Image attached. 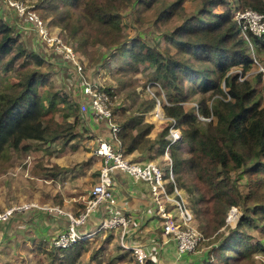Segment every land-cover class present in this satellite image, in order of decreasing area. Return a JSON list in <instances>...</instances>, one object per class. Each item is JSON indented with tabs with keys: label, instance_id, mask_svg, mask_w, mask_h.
Listing matches in <instances>:
<instances>
[{
	"label": "trees",
	"instance_id": "16d2710c",
	"mask_svg": "<svg viewBox=\"0 0 264 264\" xmlns=\"http://www.w3.org/2000/svg\"><path fill=\"white\" fill-rule=\"evenodd\" d=\"M48 1L50 8L62 14L58 26L70 28L81 54L88 55L92 49H101L112 59L117 54L125 61V67L121 66L120 70L129 68L135 72L139 66L151 67L154 80L159 82L158 92L172 94L163 105V116L176 120L182 142L189 147V158L183 160L179 151L171 149L174 184H168L167 190L172 191L176 186L190 195L193 191L200 195L206 222L200 226L202 230L199 229L204 237L228 228L226 218L232 208L243 211L235 228L223 236L218 249L210 248L207 258L213 259L214 254L222 263L230 261L232 258L227 254H237L242 246L259 248L244 244L251 237L241 228L253 227L257 221L262 223L260 229L264 232V194L259 192L262 179L258 177L259 173H264V164L260 161L264 158V110L253 100L252 83L229 74L237 64L247 70L252 60L249 43L240 35L230 9L225 6L226 0H201L198 12L184 18L179 15L183 0H145L146 7L154 6L166 47L140 38H125L121 15L125 0ZM238 3L240 10L251 9L264 14L263 0H238ZM216 6H223L224 10L216 13L213 9ZM177 18H182V22L169 28L171 20ZM13 35L12 26L0 19V160L6 157L8 149L28 151L31 148L28 141L46 145L58 139L73 140L77 138L73 130L79 122L77 109L73 113L66 111L65 106L70 105L66 96L50 88L41 92V88L51 85L41 71L46 61L34 51H27ZM248 35L253 47L264 49V34L261 37ZM106 60L105 56L103 68H106ZM12 73L17 80L9 83L3 76ZM100 87V91L112 98L110 88ZM145 110H140L136 116L122 111L119 119L113 113L125 155L150 150L157 144L162 153L168 143L165 137L169 125L165 121L157 124V133L152 137L156 126L145 121ZM56 115L63 120L58 123ZM199 115L204 119L202 123L198 122ZM69 144L60 145L65 148ZM242 168H247L250 182L246 194L239 191L231 176ZM190 174L193 176L188 187L185 178ZM250 215L256 216V220ZM83 244L80 240L57 250L65 254L59 264L72 258ZM146 264L152 262L147 260Z\"/></svg>",
	"mask_w": 264,
	"mask_h": 264
},
{
	"label": "rangeland",
	"instance_id": "374dc122",
	"mask_svg": "<svg viewBox=\"0 0 264 264\" xmlns=\"http://www.w3.org/2000/svg\"><path fill=\"white\" fill-rule=\"evenodd\" d=\"M14 1H16L15 3L18 4L20 10L25 7L27 10L33 11L34 16L40 19L42 23L38 25L36 31H34V25L28 21L27 16L21 17L15 8L7 5V2L14 3ZM45 1L0 0V19L12 26L14 30L13 36L16 38L17 43L24 46L27 51H34L39 54L46 61L41 71L47 75L51 85L41 88V92L50 88L54 93L66 96L70 101V105L65 106L66 111L73 113L77 109L79 121L83 122L85 116L89 115V113H86L82 116L78 109V105L81 103L80 91L83 82L110 88L113 92L111 101L115 118L119 119L122 111H125V115L132 114L136 116L140 110L146 109L145 121L155 124L156 132L158 126L152 116L156 100L161 102L164 100L167 103L172 94L164 91L158 92L159 82L154 80L153 68L147 66L148 68L144 69L143 65L139 66L135 72L129 68H126L128 70H120L121 66L125 67V61L120 57L118 58L117 54H114L112 59L108 53L101 49L89 50L88 55L84 56L78 51L77 43L72 38L70 28H60L58 26L59 18L62 14L56 8H50L48 0L47 2ZM131 1L132 3H128L125 0V5L121 8L122 28L125 38H140L146 43H156L166 47V44H163V36L158 28L161 24L156 20L154 6L146 7L144 4L148 0ZM201 4V0H183L179 15L184 18L195 14L200 9ZM225 6L230 9L233 19L236 11L241 9L238 0H226ZM213 9L214 12L220 13L224 10V7L216 6ZM182 18L171 20L169 28L178 26L182 22ZM240 35L246 40L247 44L249 43V58L252 62L247 70H244L241 64L233 66L229 74L238 75V80H247L252 83L251 88L255 91L253 100L258 103L259 109L264 110V49L259 50L253 47L248 33L244 36L240 31ZM68 47L74 49L78 59L77 66L82 67L81 71L77 69L75 62L66 59V48ZM112 52L110 51L109 53L112 54ZM105 56L107 59L106 68H103L102 64ZM3 77H7L9 83H14L17 80L14 73ZM221 85L222 89H225L223 82ZM209 94L210 92L207 97ZM75 95L77 96L76 98ZM186 106L188 109L191 108V105ZM197 118L198 122H203L202 116L199 115ZM55 119L58 121L63 120L60 115H56ZM29 144L31 148L28 151L8 149L5 152L6 157L0 160V213L9 208L26 204L28 201L41 205V202L46 203V199L52 197L50 192H45L44 194L41 192L45 185L49 186L43 180L47 179L45 174L48 171L45 168L46 163H44L47 155L43 156V153L49 149L54 150L61 143H52L49 147L47 144ZM81 144L83 151L86 153H91L98 145V143H74L69 146V151H73ZM55 153L52 152L54 156H56ZM86 153L80 152V155H84L82 157L76 156L75 164L72 165L73 169L68 174L69 179L59 178L54 183L56 188H59L61 184L67 183L69 189H74V192H79L80 190L86 195L87 192H90L96 182L100 165L98 166L97 164L98 159L89 163L87 157L90 154ZM260 161L264 164V158H261ZM191 175L187 177L188 187L191 186L193 176ZM231 176L236 181L239 191L242 194L248 193L250 182L247 168L232 172ZM258 177L262 179L259 192L264 194V173H259ZM167 192L169 195H175L173 190H167ZM149 199L150 208H153L150 194ZM200 200V195L193 191L190 202H187V206L194 215L193 227H196L199 231L200 229L202 230L200 226L205 225L206 222L205 216L202 214ZM35 203L33 204L36 205ZM40 207L38 206L35 209L38 212L35 210L33 212L31 210L14 212L10 218L0 222V233L2 234V241L0 240V264H59V260L64 258L65 254L62 251L53 249L51 244L54 238L66 230L68 218L60 214L61 208L56 210L58 209L57 206L44 205ZM234 209L236 211L231 213L232 208L226 218L228 228H222L217 235H205V240L192 253H196L198 264H264V232L260 229L262 223L257 221L253 227L244 226L241 231L251 237L248 242L244 243L245 245L249 247L258 245L259 248H245V246H242L237 254H227L228 257L232 258L230 261H222V263L216 259L214 254L213 259L207 258V252L210 248L218 249L222 244L223 236H226L230 230L235 228L239 217L243 215L242 209L237 207ZM57 217L67 218V224L63 231L61 227L64 225H61L60 221L58 222ZM250 217L256 220V216L250 215ZM119 234V230L100 231L95 236L81 240L84 243L82 248L72 258L65 259L63 264H135L133 254L120 246Z\"/></svg>",
	"mask_w": 264,
	"mask_h": 264
},
{
	"label": "built area",
	"instance_id": "2783aa9c",
	"mask_svg": "<svg viewBox=\"0 0 264 264\" xmlns=\"http://www.w3.org/2000/svg\"><path fill=\"white\" fill-rule=\"evenodd\" d=\"M15 2H7V5L15 8L21 17L27 16L28 21L33 23L34 31H36L38 25L42 23L40 19L34 16L33 11L27 10L23 5H21L23 9L20 10ZM234 19L244 36L246 33L258 37L264 34V14L251 9H239L236 11ZM66 59L75 62L77 69L82 70V67L77 66L78 59L73 48H66ZM100 88L99 85H91L84 81L80 91L81 103L78 105L82 116L89 113L95 122H103L109 126L108 137L99 138L98 145L93 151V155L100 162L97 179L90 189L89 198L83 211L73 215L61 211L60 214L68 218V225L62 234L53 239L52 248L56 250L65 249L80 240L95 236L100 231L119 230L120 246L133 254L135 264H146L148 255H146L143 247L138 244L129 245L127 243L126 231L131 219L117 211L114 186L119 179V175H127L134 182L143 183L147 186L153 204V208L150 209L161 220L162 233L165 236L172 237L174 240L178 255L194 253L199 244L205 240V237L202 232L193 227L194 218L190 211L184 207L183 203L175 201L173 195H169L167 192L168 184H174L170 161H168V171L166 172L154 161L131 160L128 155L122 152L121 144L117 137L119 127L113 123L112 119L111 98L100 91ZM164 104H166L164 100L162 102L156 100L152 116L156 124H161L165 121L169 125L165 137L168 143H166L164 148L167 159V151L171 147L182 143V135L176 120L172 118L164 119L162 110ZM201 119L204 120L203 118ZM170 206L176 209L175 211L178 212V215L168 210ZM32 208L35 209L38 206L33 203H26L9 208L0 213V222L10 218L14 212L28 211ZM101 211L107 213L106 216H103L95 227L87 229V224L92 217Z\"/></svg>",
	"mask_w": 264,
	"mask_h": 264
},
{
	"label": "crops",
	"instance_id": "0c3cea01",
	"mask_svg": "<svg viewBox=\"0 0 264 264\" xmlns=\"http://www.w3.org/2000/svg\"><path fill=\"white\" fill-rule=\"evenodd\" d=\"M56 121L60 122L61 120ZM130 128H132V126H130ZM73 131L77 135V138L73 140L63 141L62 139H58L54 142H49L55 144L70 143L69 145H66L65 148H62L59 144V147L54 150L49 149L43 153V156L47 155L44 159V163H46L45 168L48 169L45 174L47 179L45 178L43 180L49 186L47 187L45 185L41 192L42 194L50 192L52 197L46 199V203L41 202V205L30 201H28V203H35L39 207L44 205L51 207L57 206L59 209L61 208L63 212L71 214H78L84 210L87 203L88 192L87 195L82 193L80 190L79 192H74V189H69V185H67V183L61 184L59 188H56L54 183H56L59 178L69 179L68 174L70 170L73 169L72 165L75 164L76 156L82 157L86 153L82 149V144L78 148L73 149V151H69V146H72L74 143H97L99 138L108 137L109 126L103 122H95L91 115H87L85 116L83 122L79 121L76 124ZM156 133L157 132L154 130L152 137L155 136ZM27 143L39 142L28 141ZM49 145L50 144H47L48 147ZM171 149L179 151L181 159L185 160L189 158V147L184 142L171 147L169 151H167V159L165 151L161 153V148L158 144L150 150L136 151L133 154L128 155V157L129 159L136 161H154L158 164L160 163L163 170L167 172V166L169 164L168 161L171 163ZM52 152H56V156H54ZM80 152H83L84 154L80 155ZM86 154H90L91 156L87 157L89 163L97 160V158L93 155V151L91 153L87 152ZM97 164L98 166L100 165L98 160ZM65 168H67V170H65ZM187 177L188 176L186 175V181L188 180ZM173 191L174 193L176 192L175 195H173L174 200L183 203L184 207H186L192 214L190 208L187 206V202H190L191 195L183 188H178L176 186ZM114 195L117 203V211L123 213L131 219V223L126 231L127 243L129 245L138 244L142 246L146 255H148V260L151 261L152 264H198L196 253L178 255L175 242L172 237L165 236L162 233L161 220L154 215V211L150 209L149 192L146 185L134 182L127 175H119V179L116 181L114 186ZM35 209L32 208L30 210L33 212ZM168 210H171L173 213L178 215V212H176V209L172 206H170ZM106 214L107 213H104L103 211L95 214L90 220L91 223L89 222L86 228L89 229L95 227L99 224L102 217L106 216ZM192 216L194 215L192 214ZM57 219L58 222L60 221L59 223L61 225H64L61 227L63 231L67 224V218L63 219L61 217H57ZM0 240L2 241L1 233Z\"/></svg>",
	"mask_w": 264,
	"mask_h": 264
},
{
	"label": "water",
	"instance_id": "95a60500",
	"mask_svg": "<svg viewBox=\"0 0 264 264\" xmlns=\"http://www.w3.org/2000/svg\"><path fill=\"white\" fill-rule=\"evenodd\" d=\"M234 211H236L235 209H233L232 213H234Z\"/></svg>",
	"mask_w": 264,
	"mask_h": 264
},
{
	"label": "clouds",
	"instance_id": "9594fccd",
	"mask_svg": "<svg viewBox=\"0 0 264 264\" xmlns=\"http://www.w3.org/2000/svg\"><path fill=\"white\" fill-rule=\"evenodd\" d=\"M241 31V30H240Z\"/></svg>",
	"mask_w": 264,
	"mask_h": 264
}]
</instances>
